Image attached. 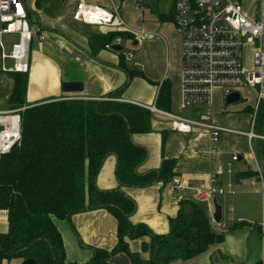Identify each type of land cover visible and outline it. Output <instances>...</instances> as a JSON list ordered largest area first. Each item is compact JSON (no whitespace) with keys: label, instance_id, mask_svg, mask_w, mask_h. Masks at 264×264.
<instances>
[{"label":"trees","instance_id":"obj_1","mask_svg":"<svg viewBox=\"0 0 264 264\" xmlns=\"http://www.w3.org/2000/svg\"><path fill=\"white\" fill-rule=\"evenodd\" d=\"M42 1L35 0V8L39 9ZM33 12L28 7L32 25ZM122 35L135 36L118 29L90 37L91 54L96 56ZM118 68H124L121 60ZM9 74L14 85L7 108H25L21 111L19 144L0 154V210H5L8 218L7 231L0 232V264L27 258H34L37 264H107L119 252L125 253L132 264H171L195 258L223 241V233L211 225L208 208L193 199L181 201L176 215L169 217L166 234L131 220L137 204L126 188L168 185L178 174L175 158H165L159 167L146 172L139 170L147 160L148 150L133 141V134L150 132L155 117L148 108L121 98L133 76L145 77L142 71L128 73V80L102 99L47 97L33 103L27 101L29 72ZM170 88L167 79L160 84L158 108L171 109ZM258 122L257 130L264 134V109L260 110ZM255 149L264 181V140H258ZM110 156L116 158L117 186L102 189L97 186V177ZM249 174L261 180L258 171L241 173L239 177ZM100 208L110 211L116 219V243L111 249L91 245L92 256L85 262L68 260L55 217L70 221L75 213ZM250 225L237 221L230 228ZM258 232L264 235L261 228ZM145 236L150 241L142 242V247L150 249L149 257L131 249L128 241Z\"/></svg>","mask_w":264,"mask_h":264},{"label":"crops","instance_id":"obj_2","mask_svg":"<svg viewBox=\"0 0 264 264\" xmlns=\"http://www.w3.org/2000/svg\"><path fill=\"white\" fill-rule=\"evenodd\" d=\"M79 1L51 0L47 4V0L43 1V8L41 7V11H39L41 15H38L37 25H34V29L43 35L44 40L40 41L36 36L32 41V44L35 42L37 46L38 60L32 61L30 56L27 88V101L29 103L47 97L78 96L81 99H102L106 93L118 89L125 81L123 73L113 67L117 61L112 53L115 51L113 48H103L98 51L96 56L91 54L90 37L105 33L108 30L98 25L74 20L72 13ZM83 1L110 8V0ZM113 1L115 3V0ZM162 2L163 0H153L149 4H162ZM144 21L146 20L144 19ZM130 26L134 29L143 28L150 33L144 41L147 45L145 51L146 64L153 62L154 66L157 67L156 63L159 61L161 68L158 69H161V74H154L152 73L154 70H151L152 72H144L145 77H138L150 83L143 82V86L151 92L149 95H144L142 92L139 96H137L138 93L128 96L124 92L121 100L142 106L151 105L157 99L160 84L165 79L168 80V57H166L167 61L164 65V47L160 33L147 30L143 25L142 27L137 24ZM136 37L140 38L136 34L133 39H137ZM134 43L136 44L138 41L135 40ZM165 46L167 53V45ZM178 77L180 76L178 75ZM32 82L38 84L43 93L36 101H31L29 95L32 90ZM64 82H82L83 90L80 93H65L62 88ZM13 85L12 80V88L7 93L6 105H8ZM170 85L172 109L173 100L178 97L179 89L177 90L171 83ZM224 101L223 91L217 88L214 94V122L217 125L231 127L227 125L228 121H231V116H224L227 114V109L223 106ZM225 106L227 105L225 104ZM171 109L167 111H172ZM0 110L9 109L6 106L0 107ZM185 111H187L186 115L188 116H182L196 118L202 108L194 107ZM241 112L246 113L249 125L250 107L243 106ZM157 119L158 121H156ZM152 127L153 132L150 130V132L133 134V141L146 146L148 150L147 160L139 169L141 172L159 167L165 158H175L178 174L174 179H181L188 186L209 187L211 175L215 174L216 182L214 185L223 188L226 192L225 195H221L222 198L219 201L223 205L222 218L226 225L222 231L223 241L211 245L207 251L195 258L185 261L175 260L171 264H253L260 260L264 262V235L258 232V229L261 228L264 233V182L258 179L256 174L239 177L241 173L258 171L256 160L248 152L247 138L234 133H224L219 141L213 143L206 131L196 130L192 133H182L174 130L165 119L157 117L152 120L151 129ZM236 154L238 159L233 160L232 157ZM258 163L260 164L259 160ZM115 169L116 158L110 156L106 159L97 177L99 188L106 189L117 186ZM125 191L135 199L137 204L131 220L134 223H146L158 234L168 233L169 217L176 215L182 200H194L190 188L174 191L162 183H156L145 188L128 187ZM237 221H247L251 225L231 229L230 227ZM55 223L63 236L67 259L70 261L85 262L92 256L91 249L83 251L79 248L77 238L71 229L88 246L110 249L117 241L116 219L110 211L104 208L75 213L70 221L55 217ZM213 223L211 225L215 229V223ZM7 229V212L0 210V232H5ZM149 239V237H145L141 240H135L131 242L130 247L133 250H140L142 241ZM143 255L147 256V252H144ZM22 261V259L4 260L2 264H21ZM107 264L132 263L125 253L119 252L113 255Z\"/></svg>","mask_w":264,"mask_h":264},{"label":"built area","instance_id":"obj_3","mask_svg":"<svg viewBox=\"0 0 264 264\" xmlns=\"http://www.w3.org/2000/svg\"><path fill=\"white\" fill-rule=\"evenodd\" d=\"M153 0H133L136 9L143 10ZM164 1V0H163ZM174 10V26L181 37L180 104L181 110L201 107L198 118L184 117L173 111L160 109L155 103L145 105L154 117L165 119L171 127L182 133L196 130L206 131L213 143L219 141L224 133L243 135L248 140L250 154L256 160L258 173L262 180L261 166L257 160L255 143L264 140V134L257 129L260 110L264 109V0H256L252 18L245 15L243 0H166ZM112 7L105 8L80 0L72 13L74 20L93 24L107 30L123 29L140 36L145 41L148 31L134 29L119 15L113 0ZM26 0H0V55L3 72L28 73L30 70L31 44L37 36L43 41L42 34L35 31L30 23ZM245 40L254 43L253 66L248 71L243 65V45ZM114 41V40H113ZM110 42L107 48L120 45ZM134 66L140 67L134 52L129 54ZM13 61L6 67L4 61ZM248 87L254 93L249 105L250 130H236L223 127L214 122V94L221 89L226 100L232 92H239L240 101L244 96L241 88ZM80 98V97H78ZM239 101V102H240ZM238 102V103H239ZM23 108L0 110V154L7 153L21 140V111ZM233 160L238 155H233ZM263 181V180H262ZM216 175H211V185L188 186L181 179L168 184L174 190L190 188L194 200L206 203L215 230L222 232L226 225L222 220L214 221L213 200L225 195L223 188L215 186ZM264 182V181H263Z\"/></svg>","mask_w":264,"mask_h":264},{"label":"rangeland","instance_id":"obj_4","mask_svg":"<svg viewBox=\"0 0 264 264\" xmlns=\"http://www.w3.org/2000/svg\"><path fill=\"white\" fill-rule=\"evenodd\" d=\"M43 1L41 2L39 9H37V8H35V0H27L29 8L34 10L33 16H32V21H33L34 25H37V17L40 14L39 11H41V7L43 8ZM49 1H51V0H47L46 4L49 3ZM255 5H256V0H243V10H244L245 15H247L249 18L253 17ZM44 6L47 7L45 4H44ZM103 6H105V4ZM115 6L118 10L119 15L122 17V19L127 24H129V25L137 24L138 26H141V27L143 25L145 28H147V30L150 29L151 31L158 32L162 35L161 41H162V44L164 47V50H163V57H164L163 59L165 60L164 65H166V61H167L166 57H168V63H169L168 80L170 81L172 86L176 87L177 90L179 89V93H180V77H178V75H179L178 72L180 70V65H181V37L176 32L175 26L173 24L175 13L171 7V2L165 0L162 2V4L161 3H158V4L157 3H151L147 7H145L143 10H141V9L136 10L135 6L133 4V0H115ZM110 7H112L111 2H110ZM144 19L146 21H144ZM136 38L137 39H133L132 37L123 36V35L114 38V43H117V40H119V39L121 40L120 45L122 46V50L117 51V52L111 50V51H113L112 52L113 55H115V57L117 58V61L115 64H113V67H115L118 71L123 73L125 80H128V73H130L132 71L133 72L142 71L143 73L144 72L146 73V72H150L151 70H154V72H152V71L151 72L154 74H161V69H158V68H161L159 61H157L158 63H156L157 67L154 66L153 62L148 64V65L146 64L145 51L147 49V45L143 40L139 41V38L138 37H136ZM135 40H137L138 43L135 44L134 43ZM165 45H167V53H166V46ZM163 47H162V49H163ZM254 47L255 46H254L253 42L245 40V43L243 45V65L248 71L254 70V66H253V52L255 49ZM36 48H37V46L35 45V42H33L32 46H31V54H30L32 61L34 59L38 60ZM131 52H134L136 55L137 61L141 62L140 67L134 66V63H133L134 60H132L129 57V54ZM123 58H124V61H123ZM120 60L123 62V67L127 68L126 71L124 68H122V69L118 68V63L120 62ZM4 64L6 67H12L13 61L10 59H7L4 61ZM138 77H141V76H138V75L133 76L132 79H130L127 88L124 90V92L128 96L135 95L136 93H138L137 96H139L142 92L144 93V95H149L151 93L150 90L146 89L147 87L143 86V82L147 83L148 81L145 79L143 80L142 78H138ZM31 86H32V90L29 92V95H30L31 101L32 100L36 101L43 93L40 89V86H38V84H34L32 82ZM11 88H12V79L10 78V74L6 73V72L4 73L1 71V55H0V107H6L7 106L6 105L7 93H8V91L11 90ZM240 90H241L242 95L246 99L240 101L239 103H233V104H230L228 106H225V104H224L223 105L224 108L227 109V114H224V116H227V115L231 116V118H230L231 121H228V124H227V125H230L231 128L236 129V130L245 131V130H250L251 127H250V124L248 125V117H247L246 113L241 112V109L245 105H246V107H249V105L252 102L251 97L253 96L254 92L248 87H243ZM179 93H178V97L173 100V107L171 110L174 113H177L179 115L188 116V115H186L187 111L181 110L179 107V104H180ZM224 103H225V101H224ZM196 118H198V117H196ZM156 121H158V119ZM220 126H223V125H220ZM223 127H228V126H223ZM151 132H153V127L151 129ZM142 146H144V145H142ZM144 147H146V146H144ZM247 149L249 152L248 144H247ZM221 198H222V196L219 195L218 200L220 201ZM201 205L205 208L207 207L206 203H202ZM84 212H86V211H84ZM222 222H223V218H222ZM211 223H213L212 218H211ZM71 231L73 232V234L77 238V243H78L79 248L83 249V251H86V249L90 250V245L88 246L85 243H81L80 237L78 235H76L72 229H71ZM145 237H149V236H145ZM145 237L138 238V239L128 238L129 246L131 245V242H133L135 240H141ZM149 241L150 240H148V242ZM142 242H144V241H142ZM139 251L142 254L144 252H147L146 257H149V254H150L149 248H148V250H145L141 246ZM73 254H74V251H73Z\"/></svg>","mask_w":264,"mask_h":264},{"label":"water","instance_id":"obj_5","mask_svg":"<svg viewBox=\"0 0 264 264\" xmlns=\"http://www.w3.org/2000/svg\"><path fill=\"white\" fill-rule=\"evenodd\" d=\"M113 50L121 51V45H114ZM63 91L65 93H80L83 90L82 82H64L63 83ZM241 99V95L239 92H232L229 94L225 100V104L228 106L233 103H238ZM17 145L13 147L15 149ZM214 203V212L213 218L216 223L220 222L223 217V205L219 202L218 197H215L213 200ZM21 264H37V261L34 258H27L22 261Z\"/></svg>","mask_w":264,"mask_h":264}]
</instances>
